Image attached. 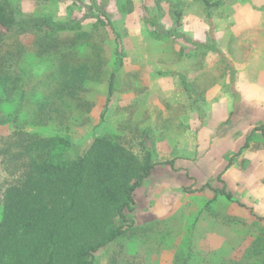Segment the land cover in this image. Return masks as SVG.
I'll list each match as a JSON object with an SVG mask.
<instances>
[{"label":"rangeland","instance_id":"374dc122","mask_svg":"<svg viewBox=\"0 0 264 264\" xmlns=\"http://www.w3.org/2000/svg\"><path fill=\"white\" fill-rule=\"evenodd\" d=\"M0 3L13 21L0 32L1 200L12 186L37 192L18 226L3 230L0 264H39L37 227L62 205L52 179L29 166L27 145L52 139L47 158L74 161L104 136L156 165L127 220L110 222L124 234L95 252L94 264H264V49L245 58L231 0ZM48 21L81 28L52 39L40 30ZM222 188L233 200L216 193ZM80 214L66 231H78L76 243L95 240L104 222L82 238Z\"/></svg>","mask_w":264,"mask_h":264},{"label":"trees","instance_id":"16d2710c","mask_svg":"<svg viewBox=\"0 0 264 264\" xmlns=\"http://www.w3.org/2000/svg\"><path fill=\"white\" fill-rule=\"evenodd\" d=\"M12 22L7 17L5 6L0 3V32L3 28L7 27L8 29ZM80 28L78 22L48 21L43 24V27H40V30L44 32L45 36L56 39V34L59 32L77 31ZM82 34L79 33L77 39ZM115 53L117 66L120 67L122 56L119 44L116 46ZM115 77L114 71L110 78L106 107L109 106L113 96ZM36 140L32 145H27L24 156L29 160V166L33 167L34 171L52 179L54 195L58 196L56 200L62 205L60 209L52 213L53 218L37 227L39 237L31 251L33 262H39V264H94V253L124 234L123 224L116 226L110 222L116 215L123 221L127 220L124 211L132 208L134 191L151 175L156 163L152 162L151 155H148L143 163L139 162L131 151H127L112 137H97L92 145L74 161L48 159L45 153L46 146L53 140ZM60 142L65 147L71 146L63 139ZM248 145L249 141L246 140L243 147L229 158L226 169L232 165L234 157L239 156ZM161 163L174 166L175 159ZM218 178H221V174ZM92 189L95 194L89 198V210L88 204H86L88 199L86 191ZM216 193L233 200V195L226 188L216 189ZM35 194L37 192L33 189L28 191L24 186L8 187L3 192L2 200L0 193V243L3 240L2 233L5 227L12 221L16 227L18 226L24 212H28L24 204L35 202ZM239 205L245 206L243 203H239ZM79 212L81 214L77 226L82 238H86L83 235L85 232H94L104 222V230L100 231V236L95 240L84 239L80 243H76L77 240L73 238L78 231L74 235H70L66 231L68 217H71L72 213L74 216ZM46 214H49V211ZM32 215L39 216L37 213Z\"/></svg>","mask_w":264,"mask_h":264},{"label":"crops","instance_id":"0c3cea01","mask_svg":"<svg viewBox=\"0 0 264 264\" xmlns=\"http://www.w3.org/2000/svg\"><path fill=\"white\" fill-rule=\"evenodd\" d=\"M231 2L230 18L234 22L232 31L234 30L235 38L238 37L239 44H244L241 47L246 50L245 58L260 56L262 53L259 50L264 49V0H231ZM235 63L240 62L235 61ZM250 64L246 62V65ZM260 128L257 129L264 132L263 128Z\"/></svg>","mask_w":264,"mask_h":264}]
</instances>
